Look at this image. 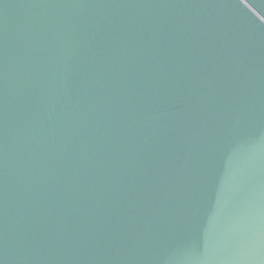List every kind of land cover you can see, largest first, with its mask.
Masks as SVG:
<instances>
[{
    "label": "water",
    "instance_id": "water-1",
    "mask_svg": "<svg viewBox=\"0 0 264 264\" xmlns=\"http://www.w3.org/2000/svg\"><path fill=\"white\" fill-rule=\"evenodd\" d=\"M0 264H264V0H0Z\"/></svg>",
    "mask_w": 264,
    "mask_h": 264
}]
</instances>
